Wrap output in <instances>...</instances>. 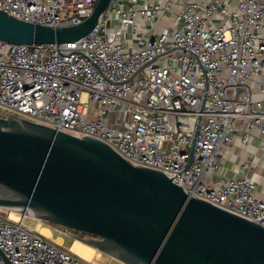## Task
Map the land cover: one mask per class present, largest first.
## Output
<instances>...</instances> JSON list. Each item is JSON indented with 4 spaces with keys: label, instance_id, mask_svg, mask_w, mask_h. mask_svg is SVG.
<instances>
[{
    "label": "built area",
    "instance_id": "obj_1",
    "mask_svg": "<svg viewBox=\"0 0 264 264\" xmlns=\"http://www.w3.org/2000/svg\"><path fill=\"white\" fill-rule=\"evenodd\" d=\"M96 1L0 0V11L67 25ZM7 113L100 140L188 196L264 227L260 177L248 174L256 155L233 165L235 177L222 173L223 149L235 141L264 150V0H109L78 40H0V116ZM26 217L0 207V264H89Z\"/></svg>",
    "mask_w": 264,
    "mask_h": 264
},
{
    "label": "water",
    "instance_id": "obj_2",
    "mask_svg": "<svg viewBox=\"0 0 264 264\" xmlns=\"http://www.w3.org/2000/svg\"><path fill=\"white\" fill-rule=\"evenodd\" d=\"M109 0L76 24L0 11V40L61 44L89 34ZM196 126L189 158L195 149ZM0 207L87 235L124 264H264V227L188 196L163 172L131 165L106 143L13 113L0 116Z\"/></svg>",
    "mask_w": 264,
    "mask_h": 264
},
{
    "label": "crops",
    "instance_id": "obj_3",
    "mask_svg": "<svg viewBox=\"0 0 264 264\" xmlns=\"http://www.w3.org/2000/svg\"><path fill=\"white\" fill-rule=\"evenodd\" d=\"M238 150H241L239 155L237 153ZM256 151L258 150L256 149V146H254L253 144L252 145L250 144L249 148L248 147L245 148L238 141H235L232 145L225 147L223 149L222 173L225 174V176L230 177V178L235 177L236 174L232 171L233 165L237 163H241L246 160H250L252 159V156L256 155L255 159L258 160V165L253 166L251 170L248 172V174L254 172L260 177L259 178L260 184L258 185L257 195L260 198H263L264 197V170L261 171V169L258 170L257 168L264 169V150L263 148H261L260 151L258 152ZM50 228L49 227L46 228L49 232V235L44 234V236L48 238H52L53 240L56 241V239L52 237L53 228H51L52 230Z\"/></svg>",
    "mask_w": 264,
    "mask_h": 264
},
{
    "label": "rangeland",
    "instance_id": "obj_4",
    "mask_svg": "<svg viewBox=\"0 0 264 264\" xmlns=\"http://www.w3.org/2000/svg\"><path fill=\"white\" fill-rule=\"evenodd\" d=\"M111 24V22H110ZM241 150H238V155L240 153ZM263 161V160H262ZM258 170L261 169V171H263V168H257ZM25 224L29 225V226H35L37 220L35 218H31V217H26L24 219ZM42 227H51L53 228L52 230V237L54 239H57L58 237H60L62 240L59 242L62 244L63 248L69 249L70 250V246L72 244L73 241L78 240L79 242L83 243L81 241L82 238H87V235L81 234V233H77L74 232L73 230H68V229H62V228H58V227H53V225L48 224V223H44ZM58 231H61L65 234L59 233ZM52 239V238H51ZM53 240V239H52ZM58 242V241H56ZM84 244V243H83ZM94 249V248H93ZM94 256L90 261H87L89 264H124L114 258H112L111 256H109L108 254H105L103 252H100L99 250L94 249Z\"/></svg>",
    "mask_w": 264,
    "mask_h": 264
},
{
    "label": "bare ground",
    "instance_id": "obj_5",
    "mask_svg": "<svg viewBox=\"0 0 264 264\" xmlns=\"http://www.w3.org/2000/svg\"><path fill=\"white\" fill-rule=\"evenodd\" d=\"M11 216L14 217V215ZM41 233L49 235V232L45 227H41ZM61 240L62 239L60 237L56 239V241L58 242H60ZM70 251L85 261H90L93 258L95 252L91 246L86 245L85 243L83 244L78 240L72 242L70 246Z\"/></svg>",
    "mask_w": 264,
    "mask_h": 264
},
{
    "label": "trees",
    "instance_id": "obj_6",
    "mask_svg": "<svg viewBox=\"0 0 264 264\" xmlns=\"http://www.w3.org/2000/svg\"><path fill=\"white\" fill-rule=\"evenodd\" d=\"M51 225H53V227H58V228L66 229V228H63V227H60V226H56V225H54V224H51ZM68 230H69V229H68Z\"/></svg>",
    "mask_w": 264,
    "mask_h": 264
}]
</instances>
